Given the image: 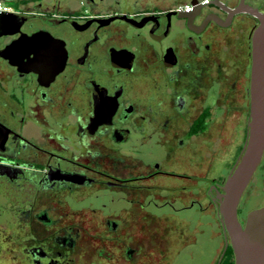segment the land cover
I'll return each mask as SVG.
<instances>
[{
	"label": "flooded vegetation",
	"instance_id": "flooded-vegetation-1",
	"mask_svg": "<svg viewBox=\"0 0 264 264\" xmlns=\"http://www.w3.org/2000/svg\"><path fill=\"white\" fill-rule=\"evenodd\" d=\"M260 14L264 0H0V264H180L194 245L172 255L170 227L194 229L196 194L217 210L244 147ZM221 236L213 264H234Z\"/></svg>",
	"mask_w": 264,
	"mask_h": 264
},
{
	"label": "water",
	"instance_id": "water-1",
	"mask_svg": "<svg viewBox=\"0 0 264 264\" xmlns=\"http://www.w3.org/2000/svg\"><path fill=\"white\" fill-rule=\"evenodd\" d=\"M259 25L251 38L249 81L250 109L247 135L238 162L227 177L222 193L216 194L218 221L225 248L231 247L234 264H264V206L238 220L242 196L257 170L264 153V14L256 15Z\"/></svg>",
	"mask_w": 264,
	"mask_h": 264
},
{
	"label": "rangeland",
	"instance_id": "rangeland-1",
	"mask_svg": "<svg viewBox=\"0 0 264 264\" xmlns=\"http://www.w3.org/2000/svg\"><path fill=\"white\" fill-rule=\"evenodd\" d=\"M245 124L246 118L244 120V126ZM244 135L246 137V128H244ZM226 156L223 160H225ZM227 159L230 158L228 157ZM217 168H225V164L219 163L216 169ZM196 201L201 204L203 209L200 210L196 208L190 214L183 215L193 220V226H191V228L193 227L194 229L188 232L187 230L190 226L188 227V225L183 222H177L176 226L170 227L175 230L174 232H168L170 235L168 238L170 245L169 250L174 252L171 253L172 255L178 250H181L183 248V237L180 236H188V233H190V240L194 246L190 249L181 251L176 261L180 264H213L223 249L221 227L217 217V210L213 205H210L206 199H203L202 194H196ZM239 205L238 219L241 221L244 220L248 212L264 206V177L257 174V176L251 179Z\"/></svg>",
	"mask_w": 264,
	"mask_h": 264
},
{
	"label": "trees",
	"instance_id": "trees-1",
	"mask_svg": "<svg viewBox=\"0 0 264 264\" xmlns=\"http://www.w3.org/2000/svg\"><path fill=\"white\" fill-rule=\"evenodd\" d=\"M239 207H240V205H239ZM239 207H238V214H239ZM229 255H231V249L229 248Z\"/></svg>",
	"mask_w": 264,
	"mask_h": 264
}]
</instances>
